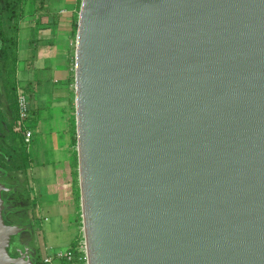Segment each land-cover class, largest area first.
Returning <instances> with one entry per match:
<instances>
[{"label":"water","instance_id":"obj_1","mask_svg":"<svg viewBox=\"0 0 264 264\" xmlns=\"http://www.w3.org/2000/svg\"><path fill=\"white\" fill-rule=\"evenodd\" d=\"M74 87L88 264H264V0H81Z\"/></svg>","mask_w":264,"mask_h":264},{"label":"crops","instance_id":"obj_2","mask_svg":"<svg viewBox=\"0 0 264 264\" xmlns=\"http://www.w3.org/2000/svg\"><path fill=\"white\" fill-rule=\"evenodd\" d=\"M80 2L81 0H49L48 12L37 14L31 13L30 9L26 12L20 21L16 68L18 78L28 92V99L33 98L29 119L33 138L45 136L49 140L48 156L45 158L49 162L41 168L40 175L43 179L49 178L45 186L50 187V194L53 195L44 197L46 191H43L41 202L44 203L43 206L46 203V209L50 208L48 220L54 214L59 216L62 231H70V225L73 226L74 234L69 245L79 237L82 226L77 223L80 199L75 194L78 189V163L73 143L75 24ZM65 173L69 177L67 184L71 193L69 197L63 198L60 193L61 187L66 185L62 181ZM59 183L62 184L60 188ZM50 229L49 227L46 234L51 233ZM55 248L59 247L45 246L46 253Z\"/></svg>","mask_w":264,"mask_h":264},{"label":"rangeland","instance_id":"obj_3","mask_svg":"<svg viewBox=\"0 0 264 264\" xmlns=\"http://www.w3.org/2000/svg\"><path fill=\"white\" fill-rule=\"evenodd\" d=\"M29 2H24V8H28ZM31 8V5L30 7ZM32 9H30L31 12ZM32 13V12H31ZM18 74L16 71L15 74V86L16 88L20 87L24 90V85L21 84V80L18 78ZM21 77V74H20ZM26 91V92H25ZM25 94L27 96L28 100V107H29V118L27 121H25V124H27L30 128V110L32 112L33 109V98L31 97V100L28 99L29 95L27 90L25 89ZM1 89H0V96H1ZM7 99L4 100V104L0 106V111L3 115V123H2V129H1V135H0V149L4 152V150L7 148L8 150H13L15 155V161L10 164L9 173L4 179L11 183H15L18 186V189L23 191L25 194V200L22 201L21 204H15L10 203L12 207L9 208L7 206V219L10 222H16L15 224H21L24 226H28L30 229L27 231H22L18 235H14L12 245H10V251L17 252L18 254L21 252L18 243L27 246L29 248V251L33 253L34 257L35 254L42 251V254L44 253L45 246L47 248H54V247H62L64 245H69V241L71 237L74 234V231H72L73 226L70 225L69 229L70 231H62L60 229V219L59 216L53 215L49 220L47 217H49V209H46V203L43 206V191H46V195L44 197H51L53 193L50 194V187L46 188L45 184L49 181V178L45 177L46 179H43V176L40 175L41 168L48 164V160H45V158L48 156L49 151V140L47 137H39L33 138L31 140V143L24 146V153L25 154V163L24 168L16 167V165L21 164V155L19 153V150L16 151L17 142L16 139L13 138L9 131L7 126L12 124V121L16 118V105L15 102L12 104V97L13 94L11 92H6ZM2 98V97H1ZM31 101V102H30ZM19 125V120L17 119V124L15 125L17 128V132L21 134L22 130ZM73 128L75 129V118L73 121ZM32 129V128H31ZM33 131V130H32ZM38 131V130H36ZM36 134H38L36 132ZM74 134V133H73ZM22 136V134H21ZM76 138V131L74 134ZM39 140V143L37 142ZM76 147V143H74ZM76 149V148H75ZM2 152V153H3ZM18 152V154L16 153ZM1 153V154H2ZM77 154V151H76ZM40 156V158H39ZM77 158V157H76ZM15 163V164H14ZM77 163V159H76ZM68 165V164H67ZM67 169V168H66ZM68 174L65 173L64 181L65 187L62 188V184L59 183L58 187L62 189V192L60 190V194L64 197H69L71 193V188L67 184L68 183ZM61 184V185H60ZM51 190L53 192V188L51 187ZM59 194V193H58ZM59 194V195H60ZM76 198L80 199L79 194V186L77 191L75 192ZM55 196V195H54ZM9 212L11 214H9ZM13 212V213H12ZM69 220H73V218L67 217ZM77 220H79L77 223L78 225H82V217H81V207L79 213H77ZM74 221V220H73ZM80 225V226H81ZM51 228V233L46 234L48 228ZM80 228V227H79ZM44 234H46L44 236ZM80 236V234L78 235ZM11 244V243H10ZM46 253V250H45ZM30 254V253H29ZM40 254V253H39ZM38 254V255H39ZM40 257V258H39ZM38 260L39 263H41L42 256H39ZM36 259V257H35ZM59 264V262H57Z\"/></svg>","mask_w":264,"mask_h":264},{"label":"trees","instance_id":"obj_4","mask_svg":"<svg viewBox=\"0 0 264 264\" xmlns=\"http://www.w3.org/2000/svg\"><path fill=\"white\" fill-rule=\"evenodd\" d=\"M49 0H28V8H24V2L27 0H0V85L3 88V92L0 96V106L2 105L1 97L7 99L6 92H11L13 97L11 100L12 104L16 101L17 88L15 86V74L17 68V48H18V38L20 21L23 16L32 9L31 12L37 14L46 13L49 11L47 2ZM31 5V8H29ZM77 27V24H75ZM25 91V88H24ZM26 92V91H25ZM15 104H17L15 102ZM17 112V105H16ZM18 119V112L16 118L12 121V124L8 125V131L10 135L16 139L17 149L21 155V164L16 165V167L24 168L25 154L23 155L24 146L23 138L20 133L17 132L16 124ZM3 115L0 111V135L3 123ZM73 133L75 134V129L73 128ZM73 143H76L75 136L73 137ZM25 144V143H24ZM0 149V172L8 174L10 164L15 161V155L13 150H8L7 148L4 152ZM2 153V154H1ZM18 154V152H16ZM15 164V163H14ZM4 195V193H3ZM13 241V237L10 239V243ZM18 247L21 252L24 250V245L18 243ZM9 251V248H8ZM10 252V251H9ZM17 252H12V256H18ZM46 256L44 252L42 255L41 263L43 264V258Z\"/></svg>","mask_w":264,"mask_h":264},{"label":"built area","instance_id":"obj_5","mask_svg":"<svg viewBox=\"0 0 264 264\" xmlns=\"http://www.w3.org/2000/svg\"><path fill=\"white\" fill-rule=\"evenodd\" d=\"M16 103L19 120L18 126L22 130L21 134L25 145H28L31 143L33 131L25 124V121L29 118V107L27 96L20 87H17ZM55 262H59V264H88L87 248L82 226L80 236L71 245L48 251L43 258V264H55Z\"/></svg>","mask_w":264,"mask_h":264},{"label":"flooded vegetation","instance_id":"obj_6","mask_svg":"<svg viewBox=\"0 0 264 264\" xmlns=\"http://www.w3.org/2000/svg\"><path fill=\"white\" fill-rule=\"evenodd\" d=\"M0 89H1V91L3 92L4 90H3V88H2V86L0 85ZM1 102H2V105L4 104V98L2 97L1 98ZM23 145H25L24 143H23ZM8 173H9V170H8ZM8 174H5L4 172H0V181L1 182H4V183H6V186L7 187H9V189L7 190V191H2V197H3V199H4V201H5V206H6V208H7V206H9V208L10 207H12L11 206V204L10 203H15V204H21L22 203V201H24L25 200V194H24V192L23 191H21V190H19L18 189V186H17V184H15V183H11V182H9V181H7L6 179H4V177H6ZM3 193H4V195H3ZM7 211H6V209H4L3 210V217H4V221H5V223H7V224H10V223H16V222H9L8 221V219H7ZM13 213V212H12ZM9 214H11L10 212H9ZM22 224V223H21ZM21 224H19V225H21ZM22 226V225H21ZM28 227V226H27ZM30 229V228H29ZM25 231H27V230H24V232ZM12 237H14V236H12ZM10 245H12V242H11V244ZM27 248V246H25L24 245V250H23V252H20L19 254H17V255H20V254H22V253H24L25 252V249ZM9 251H10V248H9ZM27 251H29V248H27ZM40 252V254L38 253V250H37V253L35 254V257H36V259H35V257H34V255H33V253H31V251H29V253H30V256H31V259H32V261L35 263V264H40L39 263V260H38V257L39 256H42L41 254H42V251L41 250H39ZM10 253V255L12 256V251H10L9 252ZM14 253V252H13ZM39 254V255H38ZM40 258V257H39Z\"/></svg>","mask_w":264,"mask_h":264}]
</instances>
